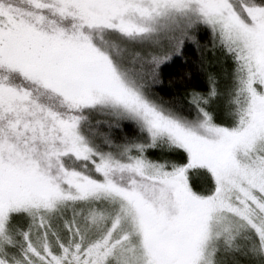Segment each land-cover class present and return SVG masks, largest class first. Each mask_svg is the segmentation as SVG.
Segmentation results:
<instances>
[{"label": "snow or ice", "instance_id": "6c2138e0", "mask_svg": "<svg viewBox=\"0 0 264 264\" xmlns=\"http://www.w3.org/2000/svg\"><path fill=\"white\" fill-rule=\"evenodd\" d=\"M0 264H264V0H0Z\"/></svg>", "mask_w": 264, "mask_h": 264}]
</instances>
